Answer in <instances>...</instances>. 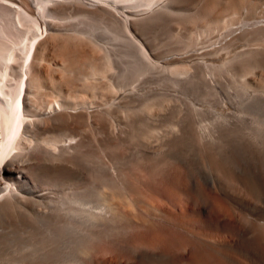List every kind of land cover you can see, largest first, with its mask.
Segmentation results:
<instances>
[{
    "label": "bare ground",
    "instance_id": "obj_1",
    "mask_svg": "<svg viewBox=\"0 0 264 264\" xmlns=\"http://www.w3.org/2000/svg\"><path fill=\"white\" fill-rule=\"evenodd\" d=\"M0 264H264V0H0Z\"/></svg>",
    "mask_w": 264,
    "mask_h": 264
},
{
    "label": "rangeland",
    "instance_id": "obj_2",
    "mask_svg": "<svg viewBox=\"0 0 264 264\" xmlns=\"http://www.w3.org/2000/svg\"><path fill=\"white\" fill-rule=\"evenodd\" d=\"M28 33V32H27ZM27 33H26V36H29V35H27ZM25 37V36H24ZM24 37H23V40H21L20 42H22V44L20 45L19 44V47H21V46H23V43H24V40H27L26 38L24 39ZM61 40V39H60ZM60 40H55V39H53V41L54 42H56V43H58ZM63 41V40H62ZM19 42V43H20ZM61 42V41H60ZM25 44H27V42L25 43ZM17 47H18V44L16 45ZM84 46V45H83ZM55 46H51L50 48H48L47 49V51H46V54H45V58L47 59H43V60H41V62L43 63V66H44V68L45 69H43L44 70V75H45V77H46V79H48L50 82L52 81V79H53V77L55 76L58 80H60V81H63L64 83H65V81L67 80L68 82H73L74 81V79L76 78L77 80L79 79V78H81V81H80V83L77 81V83L75 82L74 84H72L73 85V87H72V85H69L68 87H67V84L65 83L64 84V88H63V92H64V95L66 94V96L68 95V93L70 94V93H72L73 94V92L75 91V93L72 95V94H70V96L71 97H73V99H75L76 100V98H78V97H75L76 96V94H77V96H78V93H80V91H81V95L80 96H82V93H83V95H85V97H86V100H87V97H88V102H90V103H93V104H98V105H100V104H102V103H106L107 101H109V100H111L110 98L112 97V95H114V96H116V93L114 92V93H112L113 91L107 86V87H105V85H104V87L102 86L101 88L100 87H98V89L95 87H92L93 85H90L89 83H91V80H95L96 78L94 77L93 78V76H89V77H87V79H82V77L83 76H85L88 72V74H90V68L87 66V62L88 61H90V59H91V56L92 55H95V56H99V52H92V50H87L86 48H82V47H64V48H57V47H55ZM93 51H95V50H93ZM43 52H44V50H43ZM53 53V54H52ZM93 53V54H92ZM41 55H42V51H41ZM41 55H40V57H41ZM63 55V56H62ZM64 57H66L67 59H69V60H67L66 62H67V65H68V67L71 69V71H69L67 74H64L63 72H54L55 74L53 75V71L51 70L52 69V67H50V64H54L56 61L57 62H59V61H62V59L64 58ZM51 58V59H50ZM46 62V63H45ZM51 62V63H50ZM64 62H62V64H63ZM46 64V65H45ZM49 64V66H47ZM62 64L61 65H59L58 67H60V68H65L64 66L66 65V63L65 64H63V66H62ZM43 68V67H42ZM8 69V68H7ZM47 69V70H46ZM6 70V69H5ZM52 72H51V71ZM114 70H116V72H118L119 70L118 69H114ZM118 70V71H117ZM47 72V73H46ZM113 73V72H112ZM147 73V72H146ZM146 73L144 72V74H143V77H141L142 75H139L140 77L138 78L139 79V81H137V80H135L134 79V81H133V79H132V86H136V84L140 87V84H141V86H142V81L145 79V78H147V75H146ZM8 74V73H7ZM62 74L64 75V76H62ZM72 74V75H71ZM75 74V75H74ZM84 74V75H83ZM47 75H48V77H47ZM71 75V76H70ZM107 75H109V74H107ZM110 75H111V73H110ZM146 75V76H145ZM10 76V75H9ZM51 77V78H50ZM102 77V76H101ZM100 77V78H101ZM85 78V77H84ZM142 78H143V80H142ZM97 79H99V78H97ZM141 79V80H140ZM85 81V82H84ZM137 81V82H136ZM142 82V83H140L139 84V82ZM147 81V80H146ZM144 82V83H146L145 85L143 84V86L145 87V86H147V82ZM81 82H83V84L81 83ZM135 84H134V83ZM79 83V84H78ZM86 83V85H85V87H84V84ZM81 84V85H80ZM89 86H88V85ZM134 84V85H133ZM131 85H129V87H132ZM52 86V85H51ZM76 86V87H75ZM80 86H82L83 87V89H84V91H83V89H82V87L80 88ZM91 86V87H90ZM142 86V87H143ZM141 87V88H142ZM74 88V89H73ZM107 88V89H106ZM109 88V89H108ZM145 88H147V87H145ZM76 89V90H75ZM78 89H79V91H78ZM81 89V90H80ZM94 89V90H93ZM101 90V92H100V90ZM106 89V90H105ZM74 90V91H73ZM91 90V91H90ZM97 90H98V92H97ZM78 91V93H76ZM111 91V92H110ZM102 92H103V94H102ZM95 93V94H94ZM98 95L99 97L97 98L96 96ZM102 95H103V97H102ZM105 95H107L106 97H105ZM109 96V97H108ZM111 96V97H110ZM75 97V98H74ZM84 97V98H85ZM94 99H93V98ZM96 97V98H95ZM102 97V98H101ZM89 98H91L90 100H89ZM101 98V99H100ZM105 98V99H104ZM113 98V97H112ZM187 99H189V96H187L186 97ZM102 99H104L103 101H102ZM92 101V102H91ZM94 101V102H93ZM91 148H92V152L90 151L89 152V154L91 155L93 152H94V149H93V147L91 146ZM117 148V147H116ZM122 148V149H121ZM116 150H118V151H120V152H123V150H125V148L123 149V147H118V149H116ZM133 165V164H132ZM133 167H135L134 168V173H135V171L136 170H139V166H138V163H135V165L134 166H131V169H133ZM141 172V171H140ZM139 171H136V173H140ZM127 176H130L129 175V173H127Z\"/></svg>",
    "mask_w": 264,
    "mask_h": 264
}]
</instances>
